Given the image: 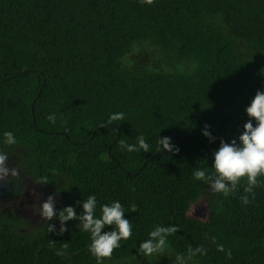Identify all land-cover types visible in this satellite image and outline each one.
I'll use <instances>...</instances> for the list:
<instances>
[{"label":"trees","instance_id":"obj_1","mask_svg":"<svg viewBox=\"0 0 264 264\" xmlns=\"http://www.w3.org/2000/svg\"><path fill=\"white\" fill-rule=\"evenodd\" d=\"M136 51L143 61L131 59ZM257 90L264 91V0H0V153L17 169L9 193L46 179L66 201L57 211L73 206L77 215L89 195L97 216L119 201L132 236L103 264H161L138 252L158 225L179 227L167 239L170 264L189 245L207 248L191 264H264V187L244 205L242 189L224 197L192 176L214 172L221 138L238 141ZM118 112L126 121L102 125ZM5 131L15 145L4 144ZM138 136L149 152L121 149V140L138 145ZM160 137L179 152H158ZM18 223L0 209V264H97L79 220L66 221L62 235L44 223L29 240L14 230ZM48 223L60 227L58 218Z\"/></svg>","mask_w":264,"mask_h":264},{"label":"clouds","instance_id":"obj_2","mask_svg":"<svg viewBox=\"0 0 264 264\" xmlns=\"http://www.w3.org/2000/svg\"><path fill=\"white\" fill-rule=\"evenodd\" d=\"M139 2L152 5L154 0H139ZM249 119L243 125V131L237 139L231 142H225L220 139L218 150L213 153L214 163L212 165L214 172L208 173L205 169H196L192 176L195 180L202 181L209 185L213 193L222 194L228 197L236 192H240V200L242 204L247 205L255 199V189L264 187L261 177H264V91L257 90L254 98L249 106L245 109ZM52 123H56V115L53 113L47 116ZM126 121L122 112L113 113L108 120L102 124L107 126L113 122ZM255 121V124L253 123ZM210 126L205 125L202 134L212 142L215 137L209 131ZM4 144L11 146L17 143L16 138L11 131L3 133ZM137 144H127L121 140L120 147L128 152H149L150 146L146 143L143 136H138ZM170 137H160L158 140V152L166 149L169 153L179 152V148L173 145ZM17 169L8 165V156L6 153H0V182H7L9 177L16 176ZM48 181L42 180L38 184H46ZM34 194L37 193L34 190ZM39 200V195H37ZM54 195H49L39 207L34 208V212L38 213L41 220L47 223V232H55L62 235L67 231L65 222L70 220H79L82 225L81 231L90 233L91 244L88 251L95 257L97 264H103L104 259H110L113 251L121 246V241H127L132 236V225L129 219L125 218V209L119 201H113L111 204H103L100 207V215L97 216V199L95 195H89L82 202L83 212L77 215L73 206L62 207L59 211L54 207ZM137 205L130 206V212H136ZM58 218L60 227L57 230L54 224L48 223ZM105 226H113V230L102 232ZM178 226H156L148 234V239L139 244L138 252L144 257H152L162 255L166 251L167 239L170 235L177 233ZM211 243L215 244L218 252H225L230 259L231 250H226L224 245L216 243L215 236H209ZM68 245L64 244L57 255H64ZM207 255V248L203 245L193 248L189 245L187 253L178 254L176 256L177 264H191L196 256Z\"/></svg>","mask_w":264,"mask_h":264},{"label":"rangeland","instance_id":"obj_3","mask_svg":"<svg viewBox=\"0 0 264 264\" xmlns=\"http://www.w3.org/2000/svg\"><path fill=\"white\" fill-rule=\"evenodd\" d=\"M219 24H222L221 20H217ZM246 51V48H243ZM131 56V59H137L139 61L142 60V55H140L139 51H136ZM8 182H0V209L5 212L13 211L16 213L17 218L19 217L23 223L15 224L14 230L18 232L23 239L29 240L37 235H39V231L42 225L45 223L41 220V217L38 213L34 212V208L39 207V204H42L44 200L49 195H54L55 205L57 208L64 204L66 201L60 195L54 194L51 187L46 184H38L35 183L32 179L28 180V185L24 191H19L16 195L10 194V190L8 188ZM34 190L39 195V200L37 199V195L34 194ZM5 202V204H4ZM205 201H202L201 204L197 205L195 208L196 212H203V206ZM202 210V211H201ZM173 256L172 250L166 246V251L162 255L152 256V257H143L146 260H157L161 264H170L169 257ZM115 262H109L108 264H114Z\"/></svg>","mask_w":264,"mask_h":264}]
</instances>
